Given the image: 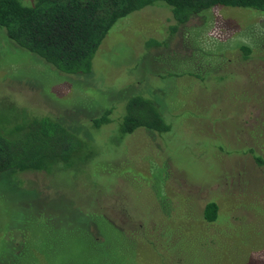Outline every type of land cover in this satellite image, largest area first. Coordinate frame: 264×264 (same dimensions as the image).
<instances>
[{
  "label": "rangeland",
  "instance_id": "obj_1",
  "mask_svg": "<svg viewBox=\"0 0 264 264\" xmlns=\"http://www.w3.org/2000/svg\"><path fill=\"white\" fill-rule=\"evenodd\" d=\"M5 35L0 115L10 105L70 122L92 155L0 183V251L28 226V264H264V210L252 206L250 222L221 213L210 228L198 209L215 195L245 204L233 211L264 201V165L246 155L264 154V12L217 7L176 26L167 7L145 8L111 30L90 76L55 71ZM134 96L170 130L123 135ZM107 109L111 123L92 125Z\"/></svg>",
  "mask_w": 264,
  "mask_h": 264
},
{
  "label": "trees",
  "instance_id": "obj_2",
  "mask_svg": "<svg viewBox=\"0 0 264 264\" xmlns=\"http://www.w3.org/2000/svg\"><path fill=\"white\" fill-rule=\"evenodd\" d=\"M0 0V29L20 49L35 55L53 70L66 75L90 76L93 61L105 38L122 20L149 7L165 6L170 9L176 26L184 25L204 12L217 7L250 9L264 12V0ZM155 44V43H154ZM245 57L251 49L243 46ZM8 108V109H7ZM158 106L147 98L132 97L122 117V134H133L138 129L165 133L170 130ZM9 115H0V183L15 180L19 174L47 173L76 164L88 162L92 155L85 142L76 132L79 128L70 122L45 117H30L16 107L6 106ZM13 111V112H12ZM2 112V113H3ZM1 113V111H0ZM112 109H107L92 125L101 127L111 123ZM3 115V116H4ZM14 117H13V116ZM16 117V118H15ZM24 117V118H23ZM249 155L258 165H264V154H259L252 144ZM77 161V162H76ZM15 178V179H14ZM20 187V186H19ZM21 188V187H20ZM212 201H198L203 223L206 227L218 228L217 218L221 213L231 215L236 221L245 215L256 216L252 206L264 210V201H236L226 207L213 196ZM174 210L182 201H174ZM233 208V209H232ZM227 210V212H226ZM238 212H240V217ZM254 219V218H253ZM252 219V220H253ZM249 221V219H246ZM29 217L27 222H29ZM106 221V220H105ZM250 222V221H249ZM161 231L163 224L159 221ZM22 241L5 243L0 251V264H28V226H19ZM43 238V244H46ZM57 242V241H56ZM29 241V245H30ZM14 244V245H13ZM160 247L159 242H157ZM162 249V248H161Z\"/></svg>",
  "mask_w": 264,
  "mask_h": 264
}]
</instances>
